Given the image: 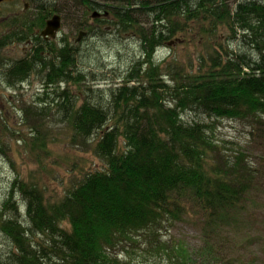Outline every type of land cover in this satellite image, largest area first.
<instances>
[{"label":"trees","instance_id":"1","mask_svg":"<svg viewBox=\"0 0 264 264\" xmlns=\"http://www.w3.org/2000/svg\"><path fill=\"white\" fill-rule=\"evenodd\" d=\"M75 1L85 9L108 10L107 17L95 20L107 30L133 31L143 59L131 63L111 96L99 94L95 100L85 87L78 105L79 97L74 100L69 87L79 89L86 76L74 62L76 49L46 45L35 33L58 12L55 0H30L38 12L35 23L25 17L0 37V50L16 42L34 44L23 59L6 63L8 74L3 75L12 88L33 73L43 75L41 96L24 114L43 117L48 106L55 107L71 127L74 141L91 146L96 137L93 153L105 164L101 170L82 173L75 187L55 201L36 180L16 177L0 209V233L8 242L0 264H256L241 260L238 253L231 258L226 249L260 240L247 232L242 244L233 239L250 223L256 194L264 193V158L255 168L243 149L231 148L229 141L215 136L211 121L182 117L196 113L214 121L261 122L264 1L242 0L231 7L224 0ZM141 16L151 18L148 29L138 20ZM180 18L184 24H212L206 29L210 34L224 25L241 48L237 52L220 44L210 47L211 55L200 56L199 67L190 72L177 62L157 63V50L179 41L172 37ZM62 84L66 89L49 98L48 90ZM31 126L29 144L37 158L40 153L46 158L52 137L43 130L41 118ZM190 214L202 221L199 248L191 251L177 241H160L162 224L180 222ZM36 235L43 239L33 240ZM140 237L146 248H140ZM120 245L131 261L113 255ZM130 246L140 253L129 251ZM261 249L259 264H264V242Z\"/></svg>","mask_w":264,"mask_h":264},{"label":"rangeland","instance_id":"2","mask_svg":"<svg viewBox=\"0 0 264 264\" xmlns=\"http://www.w3.org/2000/svg\"><path fill=\"white\" fill-rule=\"evenodd\" d=\"M55 1L54 7L61 15L60 21L62 22L58 36L51 41V44L56 48L64 44L76 49L74 62H77V70H81L86 76V80L79 89L73 90L76 87L70 85L69 89L72 90L74 100L79 97L76 102L78 105L81 104L83 94L80 91L85 92V87L91 89V92H88L91 98L100 99L99 94L111 96V90L121 83V78L129 72L131 63L143 59L140 39L137 35L136 37L133 35V31L123 33L116 32L115 29L107 30L102 24H98L95 19H92L95 10L85 9L79 6L76 1ZM224 1L231 7L242 0ZM32 9L34 10L33 6ZM138 20L144 23V29H148L152 23L151 18L146 16L138 17ZM166 23L167 21H164V24ZM178 25L172 39L179 41H175L170 46H162L157 50L154 55L157 63L172 64L177 62L182 64L186 72H190L199 67L200 56L211 55L210 47H217L220 44L228 47L230 51L237 52L238 48H241L234 38L230 39L232 33L224 25L213 28V35L209 32L206 33V29L209 31L213 27L208 22L198 23L190 20V22L185 21L184 24V20L180 18ZM82 28H85L87 35L76 44L75 40ZM36 31L37 29L35 33ZM10 32V30L5 32L0 30V37ZM33 46L34 44L31 46L27 42H16L7 44L0 50V209L16 177L29 182L32 179L36 180L42 188H45L46 197H51L55 201L60 199L65 191L75 187V184L84 176L82 173L101 170L105 166L103 161L93 153L96 137L94 136L91 146H84V144L74 141L71 127L66 121H61L62 115L58 114L55 107L51 105L48 106L43 117H38L41 118L43 130L48 131L49 133H47L52 137L47 143L48 155L46 158L42 153L39 154V158L35 156L29 142L32 139L31 136L34 135L31 123L38 122V118L34 115H25L24 109L29 104H36L37 97L41 96L43 75L31 74L26 82L18 85V88H12L6 84L3 76L8 74L5 64H13L23 59L25 53ZM26 47L28 48L26 49ZM170 47L172 48L170 49ZM167 81L169 85L172 84L168 77ZM66 87L65 84H62L59 89L52 87L47 94H49V98L55 97L54 92L59 95L60 91ZM107 101V98L102 100L103 103H108ZM182 118L184 120L211 121L216 128L215 136L221 140L229 141L228 146L231 148L243 149L249 156L248 160L256 163L255 168H258L259 159L264 158V138L261 137L264 136V115H261L262 120L258 124L244 119L221 118L214 121L203 117V115H196V113H186ZM254 129H258V131ZM251 133L256 136H252ZM262 187L264 189V181ZM256 196L259 197L256 198L255 205L250 206L252 216L250 223L245 224L243 229L235 234L233 240L237 244H242L245 232L260 238V240L244 246H234L232 250L227 242H224V246L231 250L226 249L229 257L234 258V254L238 253L243 257L241 260L246 261L245 258H247L249 261L259 264L263 261L261 247L264 242V193L256 194ZM15 200L17 204H22L19 194ZM190 215V218H183L180 222L162 224V228L159 230L160 241L169 243L177 241L183 243L191 251L199 248L202 245V231L200 230L202 221L200 222L199 218H195L193 214ZM67 224L65 223L64 227H67ZM42 239L40 235L33 238L38 241ZM138 241V244L141 245L140 248H146L148 245L143 242L142 237L138 238ZM120 246L118 252L113 255L119 256V259L131 261L130 257L123 253L122 245ZM7 249L8 242L0 233V259L6 256ZM127 249L140 253L139 249L132 246ZM137 260L140 261L141 258L137 257Z\"/></svg>","mask_w":264,"mask_h":264},{"label":"flooded vegetation","instance_id":"3","mask_svg":"<svg viewBox=\"0 0 264 264\" xmlns=\"http://www.w3.org/2000/svg\"><path fill=\"white\" fill-rule=\"evenodd\" d=\"M95 12L99 13V16L95 20L100 19L102 17H107L109 15V11L108 10L106 11L104 9H99ZM55 14H58V13H55ZM55 14L50 16L48 19L53 17ZM25 17H29L34 23L38 17V12L36 9L35 10L32 9V5H31L30 0H3L0 2V30H2L4 32L6 30H10V31L14 30L15 29V23H18V20L23 19ZM60 19H61V15H60ZM36 33L41 38L43 43H45L46 45L48 43H51V41H53V40L43 39L40 36V31H36ZM80 33H83V37L86 36V34H87L85 28H83ZM78 42L76 41V43H78ZM27 43L32 46V43L30 40L27 41Z\"/></svg>","mask_w":264,"mask_h":264},{"label":"water","instance_id":"4","mask_svg":"<svg viewBox=\"0 0 264 264\" xmlns=\"http://www.w3.org/2000/svg\"><path fill=\"white\" fill-rule=\"evenodd\" d=\"M3 0H0V2ZM99 16L98 12H94L92 14V19H96ZM61 27V21H60V15L59 14H55L53 17H51L50 19L46 20V25L45 28L40 31V36L43 39H48V40H54L57 38L58 35V30ZM83 37V33H79L78 37H77V42Z\"/></svg>","mask_w":264,"mask_h":264}]
</instances>
